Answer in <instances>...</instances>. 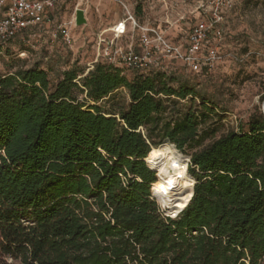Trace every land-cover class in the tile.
<instances>
[{
  "label": "trees",
  "instance_id": "trees-1",
  "mask_svg": "<svg viewBox=\"0 0 264 264\" xmlns=\"http://www.w3.org/2000/svg\"><path fill=\"white\" fill-rule=\"evenodd\" d=\"M178 68L0 72V264H264V113L216 136ZM119 89L128 104L103 110ZM166 143L190 158L177 200L157 177Z\"/></svg>",
  "mask_w": 264,
  "mask_h": 264
},
{
  "label": "rangeland",
  "instance_id": "rangeland-1",
  "mask_svg": "<svg viewBox=\"0 0 264 264\" xmlns=\"http://www.w3.org/2000/svg\"><path fill=\"white\" fill-rule=\"evenodd\" d=\"M212 1L55 0L53 8L48 11L51 22H45L34 30L35 35L30 44L15 39L1 49L0 72L39 64L50 70L52 81L57 80L66 69L75 68L79 73L86 72L95 62L104 60L100 50L105 45H101L99 50V38L101 36L111 41L114 37L112 29L118 23L125 22L126 30L114 43L123 50L130 44L138 45V34L137 31H131L128 15L141 25L160 27L171 40L181 41L195 23L209 16V11L214 7ZM77 9L84 10L86 24L73 27L74 41L69 48L62 44L59 34L55 38L53 34L57 32L58 25L73 18ZM220 11L224 38L218 43L219 47L241 55L247 54L245 61L224 62L205 76L187 68L177 70L178 82L192 85L216 107L218 116L210 124L218 129L216 136L237 130L255 112L264 113V0H223ZM164 63L168 65L169 59H165ZM125 73L127 77H132L131 70ZM128 102L127 92L119 89L110 99L102 100L100 106L108 111L127 105ZM158 153L162 165L165 156ZM187 161L179 168V174L185 177ZM167 193L170 200L183 197ZM156 201L164 213H168V209Z\"/></svg>",
  "mask_w": 264,
  "mask_h": 264
},
{
  "label": "built area",
  "instance_id": "built-area-1",
  "mask_svg": "<svg viewBox=\"0 0 264 264\" xmlns=\"http://www.w3.org/2000/svg\"><path fill=\"white\" fill-rule=\"evenodd\" d=\"M55 0H0V46H6L15 39L31 43L35 27L51 22L48 11L53 8ZM214 7L209 16L195 23L181 41L169 39L160 27L139 24L133 16L128 15L131 31H137L138 45L130 44L124 50L114 42L125 34V22L118 23L112 32L111 41L99 38L98 45L104 46L101 55L104 60L123 66L129 70L146 73L163 63L165 59L181 62L191 72L212 73L224 62L241 63L247 54L222 50L218 43L224 38L221 27L223 16L220 7L223 0L212 1ZM122 26V27H121ZM73 27L75 14L68 22L58 25L55 38L59 34L66 47L73 44ZM215 41L216 44H212ZM114 48V50H111ZM166 216L172 217L165 213Z\"/></svg>",
  "mask_w": 264,
  "mask_h": 264
},
{
  "label": "bare ground",
  "instance_id": "bare-ground-1",
  "mask_svg": "<svg viewBox=\"0 0 264 264\" xmlns=\"http://www.w3.org/2000/svg\"><path fill=\"white\" fill-rule=\"evenodd\" d=\"M158 151L165 156V161L157 173L160 185L174 196H187L192 184L185 176L179 174V168L189 161V156L182 154L170 143L164 144Z\"/></svg>",
  "mask_w": 264,
  "mask_h": 264
},
{
  "label": "water",
  "instance_id": "water-1",
  "mask_svg": "<svg viewBox=\"0 0 264 264\" xmlns=\"http://www.w3.org/2000/svg\"><path fill=\"white\" fill-rule=\"evenodd\" d=\"M86 24L85 12L82 9H77L75 12V25L82 26ZM190 160V158H189Z\"/></svg>",
  "mask_w": 264,
  "mask_h": 264
}]
</instances>
